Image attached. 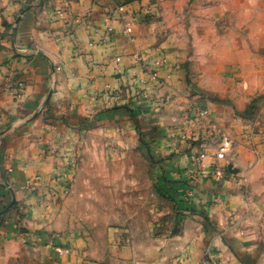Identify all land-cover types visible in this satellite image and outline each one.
I'll return each instance as SVG.
<instances>
[{"label":"crops","instance_id":"0c3cea01","mask_svg":"<svg viewBox=\"0 0 264 264\" xmlns=\"http://www.w3.org/2000/svg\"><path fill=\"white\" fill-rule=\"evenodd\" d=\"M0 264H264V0H0Z\"/></svg>","mask_w":264,"mask_h":264},{"label":"built area","instance_id":"2783aa9c","mask_svg":"<svg viewBox=\"0 0 264 264\" xmlns=\"http://www.w3.org/2000/svg\"><path fill=\"white\" fill-rule=\"evenodd\" d=\"M153 11V8L149 7L145 12L146 15H153ZM135 20H137V18H135ZM126 32L128 34H131L132 28L127 27ZM136 58L140 59V56H136ZM120 60L121 59H118V61ZM153 78L156 79L157 75H153ZM23 87L24 84L22 83L18 85L19 90H21ZM159 106L160 105H158V108ZM209 116L210 113L207 108L195 106L185 113V115L183 116L182 123L178 127L174 128V136L177 138V140L183 143L191 142L203 144L195 159L197 171L194 173H190L191 177L203 174L206 175L205 161L208 158L209 153L208 148L203 142V140L207 141L208 137H202L201 133L198 132V127L201 126L203 124V121L209 118ZM213 135L214 133L212 134V136ZM217 144L218 145L215 153L216 159L219 161L225 160L232 149V142L228 136H223L221 138V141L219 143L217 142Z\"/></svg>","mask_w":264,"mask_h":264},{"label":"rangeland","instance_id":"374dc122","mask_svg":"<svg viewBox=\"0 0 264 264\" xmlns=\"http://www.w3.org/2000/svg\"><path fill=\"white\" fill-rule=\"evenodd\" d=\"M117 1V3H125V2H129V1H133V0H115ZM140 155H142V153H140ZM146 165H148V163L146 162V158H145V155L143 156L142 155V160H140L139 162V166H136V169H139V170H142L144 171L146 169ZM126 167H122V169L124 170ZM109 168H104L101 167V165H96L95 169L94 168H91L90 172L92 174H100L101 173H105L106 171H108ZM120 167L117 169L119 170ZM131 179L127 178H121V177H116V178H110V177H101V176H92L89 180H88V184L89 186L91 187H102L104 185H116V186H130L131 185ZM132 180H138L137 184L138 185H142V186H146V181L144 178H141L139 177L138 179H132ZM116 182L115 184H113V182ZM125 194V193H124ZM100 195L98 194H95L94 197L98 198ZM122 201H126L125 197L123 196L122 197Z\"/></svg>","mask_w":264,"mask_h":264},{"label":"trees","instance_id":"16d2710c","mask_svg":"<svg viewBox=\"0 0 264 264\" xmlns=\"http://www.w3.org/2000/svg\"><path fill=\"white\" fill-rule=\"evenodd\" d=\"M133 1H135V0H133ZM129 2H132V1H129ZM129 2H125V3H129Z\"/></svg>","mask_w":264,"mask_h":264}]
</instances>
